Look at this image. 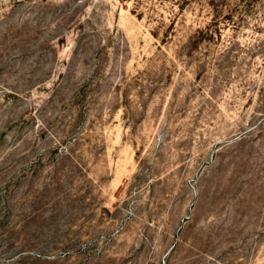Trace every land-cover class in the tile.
<instances>
[{
    "label": "rangeland",
    "instance_id": "374dc122",
    "mask_svg": "<svg viewBox=\"0 0 264 264\" xmlns=\"http://www.w3.org/2000/svg\"><path fill=\"white\" fill-rule=\"evenodd\" d=\"M0 264H264V0H0Z\"/></svg>",
    "mask_w": 264,
    "mask_h": 264
}]
</instances>
